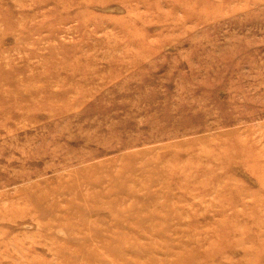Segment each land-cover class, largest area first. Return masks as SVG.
I'll list each match as a JSON object with an SVG mask.
<instances>
[{
	"label": "rangeland",
	"instance_id": "1",
	"mask_svg": "<svg viewBox=\"0 0 264 264\" xmlns=\"http://www.w3.org/2000/svg\"><path fill=\"white\" fill-rule=\"evenodd\" d=\"M0 264H264V0H0Z\"/></svg>",
	"mask_w": 264,
	"mask_h": 264
}]
</instances>
